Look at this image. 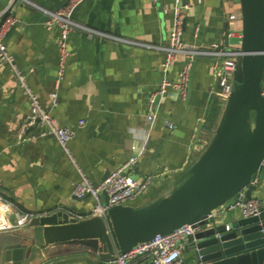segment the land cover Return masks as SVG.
Here are the masks:
<instances>
[{"label":"crops","instance_id":"1","mask_svg":"<svg viewBox=\"0 0 264 264\" xmlns=\"http://www.w3.org/2000/svg\"><path fill=\"white\" fill-rule=\"evenodd\" d=\"M29 1L50 10L67 2ZM183 1L188 5L184 41L190 46L208 47L214 42H225L228 27L236 31L243 28L240 0ZM31 3L0 0V16L12 7L11 14L18 18L6 36L7 48L16 66L26 73L27 83L41 104L62 126L76 129L77 134L68 143L71 156L54 137H39L40 127L30 128L26 138H21L20 127L30 110L29 100L11 67L1 65L0 177L5 197L26 211L39 214L62 211L70 217L83 218L92 212L94 200L89 195L83 198L74 195V188L81 181L80 172L97 184L110 171L140 153L139 162L129 175L142 180L151 174L154 179L144 195L122 206L138 215L154 212L162 200L188 181L191 169L213 141L222 122L223 106L229 97L226 100L220 97L214 60L210 57L195 60L190 97L182 98L175 88H169L160 99L157 119L150 125L146 116L149 94L163 78L177 80L186 59L180 57L164 73L163 51L100 35L89 37L86 31L77 29L68 37L71 54L59 78V29H47L46 15ZM173 3L174 0H84L74 19L117 37L165 45L173 26V14L166 13L164 7L172 10ZM54 91L58 94L56 106L51 98ZM214 105L219 108V114L212 118ZM256 116L255 110H249V140ZM81 120L85 121L83 127L79 126ZM166 120L174 128L168 127ZM209 123L215 124L209 128ZM147 129L150 137L142 150L144 142L137 133ZM256 178L252 197L260 199L263 207L264 164ZM213 214L218 223L242 216L238 209H227L225 205ZM107 222L113 236L109 219ZM27 233L24 228L0 232V264H4V248ZM182 252L184 260L193 255L188 249V239L182 244ZM33 264L111 263L80 245L64 243L50 246L45 256H38ZM132 264L151 262L145 256ZM189 264H195L194 260Z\"/></svg>","mask_w":264,"mask_h":264},{"label":"water","instance_id":"2","mask_svg":"<svg viewBox=\"0 0 264 264\" xmlns=\"http://www.w3.org/2000/svg\"><path fill=\"white\" fill-rule=\"evenodd\" d=\"M240 3L243 55L235 73V89L229 96L213 141L194 164L188 181L172 196L162 200L157 210L150 214L138 215L122 205L112 207L108 219L113 236L107 219L102 216L77 219L62 211L39 214L24 227L27 234L4 248V264H33L38 256H45L50 246L64 243L80 245L111 264H117L118 251L127 252L138 243L157 234L170 233L185 224L202 226V229L188 237V249L193 255L182 264H189L192 260L195 264H264V206L257 215L241 216L222 223L215 218L209 219L219 206L228 208L234 205L242 189L247 187L246 197H252L255 187L249 184L257 176L264 157V96L261 93L264 0H240ZM8 15L9 11L5 12L2 21ZM191 83L190 78L188 98ZM249 110H255L257 114L250 140ZM233 135L241 147L240 156L216 168L207 178L200 179L214 153ZM104 199L106 201L107 197Z\"/></svg>","mask_w":264,"mask_h":264},{"label":"built area","instance_id":"3","mask_svg":"<svg viewBox=\"0 0 264 264\" xmlns=\"http://www.w3.org/2000/svg\"><path fill=\"white\" fill-rule=\"evenodd\" d=\"M16 1L17 0H12V3ZM21 1L31 3L29 0ZM83 1L84 0H67L62 7L54 10L46 9L31 3L46 15L44 24L47 29L51 30L55 27L59 29V78L62 77L66 60L71 54L68 46V37L71 32L80 29L86 31L89 37L100 35L140 47L163 51L164 60L161 67L164 73H167L170 65L180 57L186 59V63L177 80L171 81L167 78H163L157 89L149 94L146 116L150 125L157 119L160 99L166 95L169 88H175L182 98L187 96L193 64L198 58L210 57L214 60V73L217 78V83L220 88L219 94L222 99L226 100L233 92L238 61L243 55L241 49L243 37L242 30L236 31L228 27L225 32V42H214L208 47L190 46L184 41V25L187 18L188 5L183 0H174L172 10L168 7H164L166 13L172 12L173 14V26L169 33L168 41L165 45H153L117 37L78 22L74 19V13L76 8L80 6ZM11 8L12 7H9L7 9L9 15L3 21L2 16H0V66L6 64L11 67L20 88L29 100L30 110L21 123L20 137L25 139L26 137L24 138V136L28 135L27 133L30 128L34 126L40 127L39 137H54L61 148L71 156L68 143L76 136V129L62 126L52 115L51 111L41 104L39 97L32 91L27 83L26 73L16 66L14 57L7 48L5 42L6 36L18 22V18L11 14ZM231 39L238 40V43L232 44ZM261 93L264 96V73ZM51 98L53 105L56 106L58 98L56 91L51 94ZM165 124L170 128H174V124L170 120H166ZM84 125L85 121L81 120L79 126L83 127ZM137 135L143 139L144 143L141 147L143 150L150 137L149 129L139 131ZM140 155L139 153V155L131 156L127 161L119 165L113 171H110L108 175L97 184H93L85 174L80 172L81 181L75 186L74 195L79 198L89 195L94 200L93 210L86 217L98 215L108 219L109 210L112 207L123 205L134 198L144 195L148 191L154 179V175L148 174L142 180L134 179L129 175V172H132L138 164ZM263 164L264 157L262 160V165ZM257 181L255 177L249 185L254 186L257 184ZM246 190L247 187L239 191L234 205L227 209L236 208L240 211L242 216L257 215L262 207V202L256 197L247 199ZM105 196L107 197L106 201L104 199ZM214 211L209 215V219L216 218V215L213 214ZM38 215L39 213L26 211L14 202L9 201L1 189L0 177V232L22 229L28 226ZM72 217L77 219L82 218L81 216ZM201 229L202 226L185 224L170 233L157 234L154 238L146 242L138 243L127 252L122 253L119 251L116 255L115 262L117 264H132L136 259L147 256L150 258L151 264H182L184 261L182 252L183 242Z\"/></svg>","mask_w":264,"mask_h":264},{"label":"bare ground","instance_id":"4","mask_svg":"<svg viewBox=\"0 0 264 264\" xmlns=\"http://www.w3.org/2000/svg\"><path fill=\"white\" fill-rule=\"evenodd\" d=\"M236 136H231L228 140L218 148L214 153L210 161L206 164L204 170L201 172L200 179H205L216 168L227 165L240 156L241 147L239 146Z\"/></svg>","mask_w":264,"mask_h":264},{"label":"trees","instance_id":"5","mask_svg":"<svg viewBox=\"0 0 264 264\" xmlns=\"http://www.w3.org/2000/svg\"><path fill=\"white\" fill-rule=\"evenodd\" d=\"M218 114H219V108L217 107V105H214V107L211 109V117L214 118ZM212 118H211V120H213ZM214 124L215 123H209V125H208L209 128L213 127Z\"/></svg>","mask_w":264,"mask_h":264},{"label":"rangeland","instance_id":"6","mask_svg":"<svg viewBox=\"0 0 264 264\" xmlns=\"http://www.w3.org/2000/svg\"><path fill=\"white\" fill-rule=\"evenodd\" d=\"M231 43H232V44H237V43H238V40H236V39H231ZM224 107H225V106H223V109H224ZM223 109H222V110H223ZM214 134H215V133H214ZM212 136H213V135H212ZM212 136H210V138H212ZM209 140H210V139H209ZM207 141H208V140H207ZM208 147H209V146H207V148H208ZM204 152H205V151H204ZM201 154L203 155L204 153H201ZM198 159H200V158H198ZM198 159H197V161H198ZM131 177L134 178L133 175H132Z\"/></svg>","mask_w":264,"mask_h":264}]
</instances>
